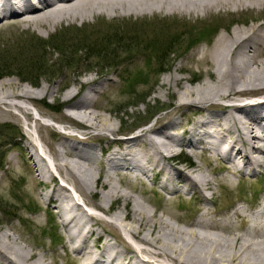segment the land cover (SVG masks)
<instances>
[{
	"label": "bare ground",
	"instance_id": "6f19581e",
	"mask_svg": "<svg viewBox=\"0 0 264 264\" xmlns=\"http://www.w3.org/2000/svg\"><path fill=\"white\" fill-rule=\"evenodd\" d=\"M251 10L263 12L264 0H0V28L33 26L35 30L43 28L49 34L56 32L66 21L85 24L105 17L117 20L128 16L160 18L163 15L181 14L194 15L198 22H204L206 17L220 15L224 11L240 13ZM258 21L245 28L235 27L227 35L219 36L208 53L200 48L188 59L189 62L211 63L216 68L218 81L215 87L210 83L194 89L184 87L180 94V105L175 110L185 105L201 107L203 113L184 125L178 121V114H172L166 120L160 116L140 134L111 141L107 151L101 145L92 146L87 141L91 140V130L98 131V136L103 139L105 132L112 135L118 132L111 118L103 116V112L113 111V108L100 103L103 96L112 98L115 94L117 85L113 79L99 81L79 76L62 96L58 95L60 87L50 85L53 82L50 78L48 85L40 86L37 92L18 85L14 79L0 82V120L7 121L8 127H11L9 122L12 119L17 122L24 119L35 121L39 141L28 134L25 142L26 149L32 151L29 157L33 164H29V171L34 173L37 188L47 187L40 194L41 200L56 210L67 234L63 249L73 253L76 264H140L139 261L143 264H165L156 258H163L172 264H264L263 203L257 213L246 215L244 209L240 208L220 223L208 219L204 213L188 230L176 229L173 227L175 225L155 218L135 204L132 211L137 214L132 220L148 235L139 237L137 229L124 224L127 217L123 216L122 211L113 216L116 222L112 223L116 229H123L131 238L151 247L154 252L124 240L131 250V256H128L119 254L108 239L103 245H98L104 239L105 229L100 233L97 228L106 223L96 213H88L83 204L77 201L90 202V198L96 195V185L101 181L107 190L101 202L95 204L97 210L108 211L115 199L124 197L128 200L129 195L121 193L113 182L116 174L120 177H152L157 187L174 197L194 194L200 200L210 199L205 191L214 194L212 180L200 166H193L187 171L171 161L178 152L186 149L197 153L203 148L202 154L206 156L213 153L214 157L229 165L226 166L227 171L233 174L244 175L263 167L264 24ZM183 79L186 77L172 76L170 82L178 84ZM33 85L38 83L34 82ZM82 87L88 90L86 94L82 95ZM216 92L218 94L214 95ZM252 93H260L259 97L254 96L257 99L253 102L249 100L242 104V100L238 99ZM195 94L196 98L191 99ZM46 95L55 99L53 108L59 110L60 115L52 116L37 109L38 116L51 118L54 122L79 121L87 130L85 138L65 134L56 144L47 140L45 131L50 124L37 119L28 107L29 104L37 107V102L43 103L42 97ZM222 97L230 102L222 104ZM110 100L112 103L113 99ZM119 105L121 109L123 104L116 105L118 110ZM217 105L222 108H211ZM178 125H183L184 130L174 133ZM96 169L99 171L98 178L95 176ZM53 170L58 172L64 183H57ZM26 183L12 181L13 193L24 194ZM49 183L54 185L49 187ZM16 199L23 203L20 196ZM16 204L7 198L0 200L4 214L20 219L22 216L18 215L20 209ZM239 216L250 220L249 229L243 235L221 236V232L225 233L235 226L233 218ZM2 224L4 220L0 217ZM119 236L122 237L121 234ZM178 241L182 242L180 247L175 245ZM164 247L167 252H164ZM42 255L24 249L10 233L0 230V264H46L44 262L48 256L46 253Z\"/></svg>",
	"mask_w": 264,
	"mask_h": 264
},
{
	"label": "rangeland",
	"instance_id": "374dc122",
	"mask_svg": "<svg viewBox=\"0 0 264 264\" xmlns=\"http://www.w3.org/2000/svg\"><path fill=\"white\" fill-rule=\"evenodd\" d=\"M166 16L163 15L160 18L158 16H128L117 20L105 17L93 19L91 23L85 22V24L80 21L74 24L66 21L56 32L52 31L49 34L45 29L35 30L33 26L30 28L3 26L0 28V82L4 79H14L19 83L18 85L37 92L40 86L48 85L47 80L50 78L53 80L50 85L54 88L60 87L58 95L62 96L69 87L73 86V80L79 76L99 81L113 79L117 85L115 94L111 96L112 98L103 96L100 103L113 108V111L103 112V116L111 118L118 132L114 135L105 132L103 139L98 136L100 134L98 131L91 130V133L89 132L91 140L87 141L92 143V146L101 145L105 151L110 142L118 139V136L132 131L140 126L138 124L146 122L147 126L153 124L160 116L165 117L163 119L166 120L172 114H178V121L184 125L203 113L201 107L194 108L185 105L179 108L180 110H175L180 105V94L184 87L194 89L204 83H210L215 87L218 81L216 68L211 63L189 62L188 59L194 56L200 48L208 53L219 36L227 35L235 27L245 28L255 24L257 20L264 24V11L251 10L240 13L224 11L220 15L213 14L206 17L204 22H198L194 15ZM191 38L197 40L201 38L203 41L193 47L189 45ZM173 42H175L174 45L171 44ZM16 60L19 62L16 63ZM35 64L36 66H33ZM19 72L26 75L22 78L28 82L15 74ZM172 76L186 77V79L178 84L173 81L171 83ZM34 82L38 85H33ZM85 90L86 87L80 88L81 93ZM260 93H252L246 98L259 97ZM216 94L218 93H214ZM195 98L196 94L192 95L191 99ZM42 99L45 104L55 107L54 98L46 95ZM110 99H113L112 103ZM220 102L226 104L230 101L222 97ZM44 103L37 102V107L32 104L28 107L37 119L50 124L49 129L45 131L48 141L56 144L62 135H65V130L70 134L85 136L87 130L79 121L54 122L51 118L38 117L37 109L52 116L59 117L60 115L59 110L47 108ZM118 103L123 104L121 109L119 105V110L117 109ZM211 108L222 107L217 105ZM152 114L154 117L151 120ZM10 121H12L9 122L11 127H8L7 121L0 120V200L7 198L17 203L20 209L18 215L21 214L23 218H10V215L5 217L0 209V217L4 220L3 227L0 225V230L10 233L12 238L26 250L37 252L39 255L46 253L48 256L44 262L46 264H51V262L53 264H76L73 253L63 249L67 234L63 226H60L55 209L41 200L40 194L45 192L47 187L37 188L34 173L29 171V164L32 163L29 156L32 151L26 149L25 142L28 134L39 141L35 121L25 119L20 122L14 119ZM183 125H178L173 130L174 133L183 131ZM183 153V156L177 153L171 161L187 171L192 168L185 165L183 158H191L193 165L200 166L199 168L212 180L211 186L214 194L212 191H205L210 199L200 200L198 195L191 197L192 194L184 197L170 196L156 187V184L154 185L152 177L142 180L128 178V176L124 178L116 174L113 182L121 193L129 195L128 200L124 197L119 200L115 199L110 204V211L97 210L94 206L101 202L102 195L107 190L102 181L96 185L94 189L96 195L90 198V202L84 200L85 203L77 199L88 213H96L106 223L97 228L100 233L105 231L104 239L98 245H103L108 239L119 254L131 256V250L128 245L126 246L125 241H127L141 249L154 252L151 247L139 243L136 238V240L131 238L123 229H116V225L112 223L116 222L113 216L122 211L123 216L127 217L124 224L137 229L140 232L139 237L148 235V232L143 231L144 228L140 226L138 228V223L132 220L137 214L132 211L135 204L147 210L155 218H161L175 225L173 227L176 229L184 230L193 228L190 226L197 223L204 213L207 214L208 219L212 218L220 223L237 209L243 208L246 215H251L262 206L264 165L258 169V172L251 171L248 175H238L227 171L226 166L229 165L214 155L209 157L208 154L201 157L193 155L192 157L187 152ZM54 172L57 175V183H64L58 172ZM98 173L96 169V178H98ZM12 181L28 182L24 194L13 193V190H9ZM35 181L37 182L36 179ZM52 185L54 184L49 183L48 186ZM70 189L73 191L72 187ZM17 196L21 197L23 203L20 204L16 199ZM168 196L171 198L169 199ZM31 206H36V213L26 212ZM24 207H27V210ZM51 212L54 215V223L60 226V229L56 227L59 232L57 234L60 235V245L52 244L49 237L42 236L43 231H47ZM27 221L29 224L24 225ZM233 221L235 226L226 230L225 233L221 232V236L231 234L239 236L249 229L250 220L247 217H235ZM158 229L159 227L155 231ZM175 245L180 247L182 242H175ZM164 248V252H167L166 247ZM156 259L165 264H172L164 261L163 258ZM139 263L143 264L140 261Z\"/></svg>",
	"mask_w": 264,
	"mask_h": 264
},
{
	"label": "trees",
	"instance_id": "16d2710c",
	"mask_svg": "<svg viewBox=\"0 0 264 264\" xmlns=\"http://www.w3.org/2000/svg\"><path fill=\"white\" fill-rule=\"evenodd\" d=\"M197 41H198L197 39H195V38L192 39V38H191V41L189 42V44L192 46V44H194V43L197 42ZM171 44L174 45L175 42H173V43H171ZM171 46H172V45H171ZM138 48H139V47H138ZM79 51H80V50H79ZM98 51H100V50H98ZM127 51H128V50H127ZM100 53H101V52H100ZM165 55H166V54L164 53V56H165ZM18 62H19V60H16V63H18ZM33 66H36V64L33 65ZM15 74L18 75V76H20L21 78H22V77H26V75H23V74L20 73V72H19V73H15ZM22 79H23V78H22ZM23 80L28 81V80H26L25 78H24ZM132 84H136V83H132ZM136 85H137V84H136ZM136 85H135V86H136ZM152 116H153V114H152ZM152 116H151V117H152ZM151 117H150V118H151ZM53 237H56V235L54 234Z\"/></svg>",
	"mask_w": 264,
	"mask_h": 264
}]
</instances>
